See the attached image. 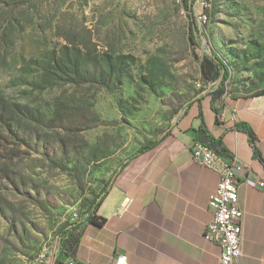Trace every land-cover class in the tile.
I'll list each match as a JSON object with an SVG mask.
<instances>
[{
    "label": "rangeland",
    "instance_id": "rangeland-1",
    "mask_svg": "<svg viewBox=\"0 0 264 264\" xmlns=\"http://www.w3.org/2000/svg\"><path fill=\"white\" fill-rule=\"evenodd\" d=\"M208 15L197 21L196 50L181 0H0V103L9 112L29 106L46 125L60 101L101 120L73 137L100 165L76 173L52 166L39 148L54 132L19 113L14 138L0 107V263L49 264L63 223L85 220L121 164L212 87L219 72L207 81L202 71L211 52L230 68L229 96L264 91V0H211ZM65 46L91 66H114L110 84L79 85L54 71Z\"/></svg>",
    "mask_w": 264,
    "mask_h": 264
},
{
    "label": "crops",
    "instance_id": "crops-1",
    "mask_svg": "<svg viewBox=\"0 0 264 264\" xmlns=\"http://www.w3.org/2000/svg\"><path fill=\"white\" fill-rule=\"evenodd\" d=\"M243 124L255 131L264 158V93H224L215 100L198 94L161 143L133 157L119 174L100 207L109 203L108 211H99L104 224L83 225L80 264H115L120 254L126 264H219L221 247L205 232L214 220L209 201L220 176L193 158V146L206 132L222 138L227 157L238 156L253 171L237 180L246 212L240 264H264V162L239 128Z\"/></svg>",
    "mask_w": 264,
    "mask_h": 264
},
{
    "label": "trees",
    "instance_id": "trees-1",
    "mask_svg": "<svg viewBox=\"0 0 264 264\" xmlns=\"http://www.w3.org/2000/svg\"><path fill=\"white\" fill-rule=\"evenodd\" d=\"M181 1L189 18L191 44L194 49L198 50L201 48V44L199 41L197 19L194 15V0ZM64 48L66 49L63 52L62 58L58 60L55 59L54 62L50 64V66L54 68V71L57 73L59 71L64 72V75H66L65 79L67 81L77 83L79 85L83 83L95 85L110 84L114 72V66L110 64L107 67L91 66L87 60L84 61L81 59L78 51H72L68 46H65ZM206 59V63L203 64V77L207 81H211L216 77L217 73H219L218 78L216 77V81L213 83L212 87L210 89H203L200 94L208 92L211 94V99L215 100L225 93L226 82L230 78L231 71L227 63L214 52H211V56H207ZM262 93H264V91L258 94ZM197 95L186 102L182 108L191 106L195 102ZM0 107L3 111H7L9 109L4 98L2 99V103H0ZM7 112L9 113V118L4 117L3 115L1 117L4 119L5 125L9 127L8 129L12 130V125L19 122L17 115L19 113H23L26 117H29L28 119H30V121H36L39 124H43L46 128L50 129L52 133H55L52 140L45 142L42 147H39L40 149L44 148V154L47 155L52 166L58 167L64 171L79 173L80 170L86 172L88 168L96 162V160H99L92 157L86 159V154L92 155V148L89 147L88 144H80V142L74 140L73 138L80 132L100 124V116L94 112L91 107L85 108L84 106H77L75 110H71L69 109V106L65 104V102L60 101L55 105L53 117H50L48 120H46L48 121L47 125L44 124L46 122L43 119L40 120L38 114H36L32 109H29V106L26 105L16 104L15 109H11V112ZM239 128L246 131L255 155L264 162L263 155L258 148V138L255 131L246 124L239 126ZM12 131L14 138L20 139V136L16 133V131ZM59 131H63L64 134L60 133ZM168 133L169 130L167 129L160 135L159 138L140 148L135 154H133L121 164L112 178L108 181L106 186L101 190L100 194L92 202L90 211L85 220L63 223L57 233V256L54 264H64L68 257L76 258L79 246L84 236L83 225L85 221L86 223H91L97 226H102L104 224L106 219L99 215V209L109 194L110 189L112 188L119 174L125 169L133 157L155 148L161 143ZM21 140L26 142L24 138ZM201 141L210 145L221 154L226 153V147L222 138H216L206 132L203 135ZM72 153H74V155H72ZM79 156H83L86 160L83 162ZM96 163L100 165V162ZM79 177L80 180H82L83 176Z\"/></svg>",
    "mask_w": 264,
    "mask_h": 264
},
{
    "label": "built area",
    "instance_id": "built-area-1",
    "mask_svg": "<svg viewBox=\"0 0 264 264\" xmlns=\"http://www.w3.org/2000/svg\"><path fill=\"white\" fill-rule=\"evenodd\" d=\"M199 9L194 7V15L200 23L207 22L211 6L210 0H194ZM193 158L202 166L218 172L220 181L216 191L210 197V206L214 220L206 228L205 237L221 247L219 264H240L243 255L245 210L239 202L237 180L244 174H252L251 167L238 156L227 157L217 152L210 145L198 141L193 146ZM57 249L52 257L55 263ZM127 256L120 254L115 264H126ZM64 264H80L75 257H68Z\"/></svg>",
    "mask_w": 264,
    "mask_h": 264
},
{
    "label": "bare ground",
    "instance_id": "bare-ground-1",
    "mask_svg": "<svg viewBox=\"0 0 264 264\" xmlns=\"http://www.w3.org/2000/svg\"><path fill=\"white\" fill-rule=\"evenodd\" d=\"M211 1V0H210ZM209 20V15H207V21Z\"/></svg>",
    "mask_w": 264,
    "mask_h": 264
}]
</instances>
